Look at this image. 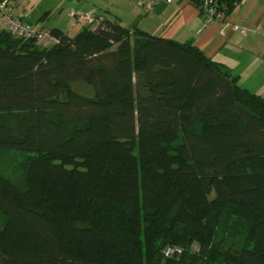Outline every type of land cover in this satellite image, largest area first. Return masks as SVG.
<instances>
[{"label": "trees", "instance_id": "16d2710c", "mask_svg": "<svg viewBox=\"0 0 264 264\" xmlns=\"http://www.w3.org/2000/svg\"><path fill=\"white\" fill-rule=\"evenodd\" d=\"M103 25L0 30V264H264V97L191 42Z\"/></svg>", "mask_w": 264, "mask_h": 264}, {"label": "crops", "instance_id": "0c3cea01", "mask_svg": "<svg viewBox=\"0 0 264 264\" xmlns=\"http://www.w3.org/2000/svg\"><path fill=\"white\" fill-rule=\"evenodd\" d=\"M57 1L60 3L57 13L66 5L78 10L94 9L108 22L118 23L132 31L141 30L179 43L191 42L209 59L238 76L242 88L264 97V0H247L231 17V21L241 22L243 26L260 27L257 33L252 32L248 36H242L226 23H216L204 29V19L196 0H174L172 4L156 0ZM57 1H53L54 4ZM139 1L154 3L153 10L145 13L138 6ZM11 4V10H16L19 17L39 22L46 28L50 11L41 14L40 10L30 9V0H13ZM67 16L71 18L69 28L62 31L74 37L85 25L75 21L69 14ZM78 24H82V29L73 35L71 32L75 31ZM55 28L60 29H46L51 31Z\"/></svg>", "mask_w": 264, "mask_h": 264}, {"label": "built area", "instance_id": "2783aa9c", "mask_svg": "<svg viewBox=\"0 0 264 264\" xmlns=\"http://www.w3.org/2000/svg\"><path fill=\"white\" fill-rule=\"evenodd\" d=\"M172 4L174 0H156ZM197 6L204 19V29L216 23L230 24L235 31L240 32L242 36H248L250 33H257L260 27L249 28L243 26L241 22L231 21L233 13H235L247 0H196ZM9 0H0V26L14 35L18 39L24 41L42 42L45 47L56 45L59 39L52 34L51 31L44 28L41 24L35 23L15 15L11 10ZM138 6L145 13L153 10L154 3L139 1ZM75 21L91 28H97L105 24V18L97 13L96 10H75L70 9L66 12ZM104 26V25H103ZM182 249L176 247H168L164 251L166 258H172L177 254H181Z\"/></svg>", "mask_w": 264, "mask_h": 264}, {"label": "rangeland", "instance_id": "374dc122", "mask_svg": "<svg viewBox=\"0 0 264 264\" xmlns=\"http://www.w3.org/2000/svg\"><path fill=\"white\" fill-rule=\"evenodd\" d=\"M55 0H30V4H29V8H35L34 10H40L39 12L45 13L47 11H50V19L49 21H47L45 24L46 28H53V27H57L60 28L61 30L67 31V29L69 28V24H70V20L71 18L67 16V11H69L70 9H75L78 10L76 8H72L68 5H64L65 7L62 8L63 10H65L64 13H62V9L59 13L56 12L57 10V6L60 4L57 0L56 4H54ZM10 3H13V0H9ZM69 2V1H68ZM73 6V5H72ZM13 11V10H12ZM13 13L15 15L18 16L17 11H13ZM40 14V15H41ZM60 14H62L61 16H59ZM63 17L61 20L59 18ZM58 19L60 20L59 22ZM82 24H78V27L75 29V31H72L71 33L73 35H76L77 31H79L80 29H82ZM2 29V26H0V30ZM39 45L44 46L42 42H37ZM72 89L76 92H78L79 94L85 96V97H89V98H93L95 93L94 90L91 86H89L88 84H86L85 82L82 81H78V82H74L71 85ZM67 97L66 93H63L60 95L61 99H65ZM20 115H8L6 116V123L12 127H15L17 124V120L19 119ZM0 164H1V158H0ZM198 250V246L195 245V247H193L192 251L196 252Z\"/></svg>", "mask_w": 264, "mask_h": 264}]
</instances>
